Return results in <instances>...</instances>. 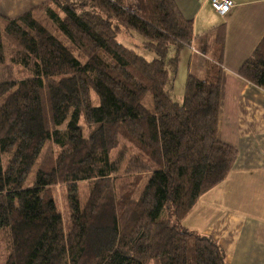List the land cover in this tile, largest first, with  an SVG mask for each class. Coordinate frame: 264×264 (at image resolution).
I'll list each match as a JSON object with an SVG mask.
<instances>
[{
  "label": "trees",
  "instance_id": "trees-1",
  "mask_svg": "<svg viewBox=\"0 0 264 264\" xmlns=\"http://www.w3.org/2000/svg\"><path fill=\"white\" fill-rule=\"evenodd\" d=\"M128 3L0 13V264H227L218 242L183 226L238 157L217 136L223 26L213 54L197 42L205 64L180 103L193 22L174 0ZM132 32L152 61L118 41ZM239 75L264 88V38Z\"/></svg>",
  "mask_w": 264,
  "mask_h": 264
},
{
  "label": "crops",
  "instance_id": "crops-1",
  "mask_svg": "<svg viewBox=\"0 0 264 264\" xmlns=\"http://www.w3.org/2000/svg\"><path fill=\"white\" fill-rule=\"evenodd\" d=\"M44 1L0 0V13L15 17ZM231 1V12L221 16L210 0H174L184 18L193 22L196 49L200 41L213 54L214 31L223 26L217 136L238 152L228 177L201 196L183 226L218 242L227 264H264V88L239 75L264 38V0ZM183 51L188 68H200L203 59L192 48L181 51L179 62Z\"/></svg>",
  "mask_w": 264,
  "mask_h": 264
},
{
  "label": "rangeland",
  "instance_id": "rangeland-1",
  "mask_svg": "<svg viewBox=\"0 0 264 264\" xmlns=\"http://www.w3.org/2000/svg\"><path fill=\"white\" fill-rule=\"evenodd\" d=\"M50 1L51 0H46L42 4H39L37 6H34V7L30 8L28 11H30L33 8H36V7L40 6V5H43V4L47 3V2H50ZM128 2H133V0H127V3ZM1 14L4 17L10 18V19L16 18V17L21 15L20 14V15H15V17H8V14H6V15L4 13H1ZM36 16L39 19L43 20V22H44V17L45 16H44L43 13H36ZM118 41L123 43V45L126 46L127 48L134 49L138 54H140L141 56L145 57L148 61H152L154 59V57H155L154 54L144 50V48H143V43L145 42L144 38L141 37L140 35L134 33V32L121 34L118 37ZM180 57L182 59H181V62H179L176 80H175V83L173 85L174 88H173L172 97L174 98L175 101L181 103L183 101V98H184V95H185V92H186V81H187V77L189 75L188 72L191 71V74L195 75V73L197 71V68L196 67L188 68L189 57L187 56V52L186 51H183L182 54L180 55ZM8 62H9V59H8ZM10 70H12L13 74H15V76H17V74H16V73H18V68L17 67H14V66L10 67ZM0 73L2 75H4L3 67L0 68ZM22 76H25V74L22 73L21 77ZM123 144H125V142H123ZM85 187L86 186L83 185V186H81V189H80V192H81V195H82V199H84L85 193H86V190H87V187L86 188ZM56 192L59 194V197H58V195H57V197H58L59 202L62 204V195H61L60 187H57V191ZM0 250H1V256H2V263H4L5 255H6L4 243H1Z\"/></svg>",
  "mask_w": 264,
  "mask_h": 264
},
{
  "label": "built area",
  "instance_id": "built-area-1",
  "mask_svg": "<svg viewBox=\"0 0 264 264\" xmlns=\"http://www.w3.org/2000/svg\"><path fill=\"white\" fill-rule=\"evenodd\" d=\"M213 10L221 16L229 14L234 7V3L231 0H210ZM194 53H198L195 47H191Z\"/></svg>",
  "mask_w": 264,
  "mask_h": 264
}]
</instances>
